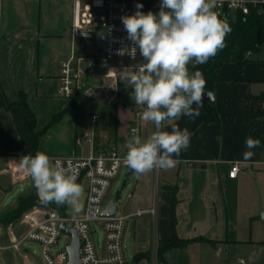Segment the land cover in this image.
Segmentation results:
<instances>
[{"label": "crops", "instance_id": "0c3cea01", "mask_svg": "<svg viewBox=\"0 0 264 264\" xmlns=\"http://www.w3.org/2000/svg\"><path fill=\"white\" fill-rule=\"evenodd\" d=\"M140 1L142 12H159V0ZM73 22L71 0L0 1V264H44L40 247L17 244L25 227L6 221L19 198L34 187L15 198L18 185L33 182L12 174L16 159L33 156L30 119L17 104L23 95L35 115L36 130L42 132L38 151L51 159L98 155L111 146L126 154L125 142L135 121L134 100L122 99L124 106L117 112L121 117L104 128L101 116L82 118L78 108L69 109L71 99L59 94L64 61L74 59L81 74L91 62L106 66L97 43L95 53L84 54L79 39L85 38L74 35ZM249 59L242 68L227 61L216 71L219 81L212 93L220 130L206 120L202 106L199 116L165 122L163 130L171 131L176 124L191 133L190 146L176 157L175 167L154 168L139 177L125 168L123 191L116 199L126 198L121 212L117 204V212L128 217L123 239L127 264H241L240 259L245 264H264V238L257 235L264 232V53ZM128 89L121 87V98ZM114 102L107 94L100 103ZM93 116H98L97 122ZM154 130L150 122L141 137ZM249 136L261 143L245 161ZM234 163L242 170L231 178ZM82 187L86 189L85 182ZM54 206L55 202L48 207ZM154 207L156 215L132 216ZM174 230L181 239L201 240L169 249L160 258V243L170 239ZM97 245L102 253V245Z\"/></svg>", "mask_w": 264, "mask_h": 264}, {"label": "clouds", "instance_id": "9594fccd", "mask_svg": "<svg viewBox=\"0 0 264 264\" xmlns=\"http://www.w3.org/2000/svg\"><path fill=\"white\" fill-rule=\"evenodd\" d=\"M223 3L224 0H162L158 13H144L143 4L138 3L133 15L121 17L133 46L121 48L116 54L127 53L135 59L139 49L144 62L127 74L130 98L143 106L140 118L155 128L142 138L134 127L125 142L123 163L137 177L154 168L175 167L179 162L176 157L190 146L187 128L181 130L176 124L171 125V131L163 128L165 122L200 114L207 82L202 71L190 73L188 65L206 64L226 47V37L233 29L227 17L222 18L216 11ZM260 143L251 136L246 138L249 150L243 153L245 161L251 159V149ZM20 163L27 169L42 204L55 202L79 210L84 189L76 182L74 168L63 166L60 160L53 162L40 151L35 156L22 157Z\"/></svg>", "mask_w": 264, "mask_h": 264}, {"label": "built area", "instance_id": "2783aa9c", "mask_svg": "<svg viewBox=\"0 0 264 264\" xmlns=\"http://www.w3.org/2000/svg\"><path fill=\"white\" fill-rule=\"evenodd\" d=\"M1 1V0H0ZM74 6L73 33L78 38H97L100 33L104 35L103 52L100 55L106 64L104 78L111 81V86L116 87L121 79L127 80V74L135 70L136 65L144 62L137 48L136 57L130 55H117V50L124 47H132L133 44L127 38V32L121 17L130 16L136 12V5L140 0H71ZM160 1V5L162 0ZM232 4L230 7L229 4ZM264 5V0H224L223 7L216 9L221 17L234 19L238 15H248L253 8ZM115 60H124L135 63L131 66L117 67L112 65ZM81 78V72L76 67L74 59H69L61 64L60 89L62 97L71 99L75 94L76 86ZM109 87V88H111ZM1 98V86H0ZM114 100V98H111ZM143 106L137 105L135 109L134 125L131 129H139L141 136L142 128L150 122L140 118ZM98 116H93V122H97ZM128 136V137H129ZM85 138L89 134L84 135ZM126 148V147H125ZM127 151V149H126ZM125 154L121 153L116 146L104 149L98 155L84 158L79 157H56L51 160H60L65 167L71 166L77 172V183L82 186L86 183V204L84 214L71 216L66 210L67 205L60 207L36 206L26 211L20 223L25 227L17 244L36 243L41 249L44 264H68L69 254L67 247L56 250L60 238L65 234L61 230L64 223L68 229L76 231L83 242L81 249V264H127L124 254V233L126 216L116 212L113 218H104V210L108 206L106 197L114 179L118 178L122 169L127 168L123 163ZM21 158L15 160L12 174L18 180L31 178L27 169L21 167ZM159 170L161 168H158ZM242 170L239 163H234L230 171V177L236 178ZM1 174V170H0ZM157 209L140 210L132 216L144 214L156 215ZM98 223L103 231L104 240L102 253L98 247L95 235L97 230L93 224ZM66 236V235H65ZM245 264L244 259H240Z\"/></svg>", "mask_w": 264, "mask_h": 264}, {"label": "trees", "instance_id": "16d2710c", "mask_svg": "<svg viewBox=\"0 0 264 264\" xmlns=\"http://www.w3.org/2000/svg\"><path fill=\"white\" fill-rule=\"evenodd\" d=\"M228 22L233 30L226 37V47L215 57L210 58L206 64L195 65V67H193L192 64L188 65L190 73H194L196 70L202 71L207 82L204 89L205 92H213L214 85L219 81L216 71L223 65V63L227 61H234L237 63L239 68H242L250 60L249 56L251 57L254 54H258L264 50V5L258 8H253L248 15H238L234 19H228ZM238 48H240L239 52L237 51ZM79 102L80 101H78V99L71 98L69 109H76ZM17 104L24 108L30 119L29 133L31 138V151L32 155L35 156L39 149L42 132H38L36 130V118L27 104L25 95H23ZM202 106L205 109L206 120L208 122L215 123L220 130L221 119L215 107L205 102H203ZM33 189L35 190L28 195H23L19 198L17 207L6 218V221L13 222L19 216L21 218L22 214L26 212L29 207L35 204L45 207L54 204V202L47 205L42 204L37 195L36 188L33 187ZM198 240H201V238L195 240L181 239L174 230V234L170 239L160 243L158 250L159 256L160 258H163V255L167 250L174 248H185ZM211 243L214 245L216 244V242Z\"/></svg>", "mask_w": 264, "mask_h": 264}, {"label": "rangeland", "instance_id": "374dc122", "mask_svg": "<svg viewBox=\"0 0 264 264\" xmlns=\"http://www.w3.org/2000/svg\"><path fill=\"white\" fill-rule=\"evenodd\" d=\"M79 43L84 47V54H93L96 52V43H97V38H92V39H79ZM264 53V50L259 52L258 54H254L251 57H258L261 56ZM135 63L130 62V61H124V60H115L112 62V65L117 66V67H122V66H131L134 65ZM88 65V64H87ZM91 65V67H90ZM89 67H87L86 71L81 74V78L76 86L75 89V94L72 97L73 99H78L79 104H78V111L82 118L84 119H90L93 113L98 114L101 116L100 119V124H104V128H107V122L112 123V125L115 124L116 117L120 116L121 114H117V112L121 111V106H124L121 100L123 101H129L132 100L130 98V93L132 91L130 85L128 84L127 80L121 79L120 80V87L119 84L115 89H113L111 85V81L107 80L104 78V73L106 71V66H101L100 64L96 62H91ZM98 65L99 68L97 67ZM112 86V87H111ZM111 87V88H109ZM121 87H129V89L123 94L122 97V90ZM60 94V93H59ZM107 94L110 96V98L116 99V102L114 104H104L100 102H105L107 100ZM61 95V94H60ZM99 101V103H97ZM61 103L62 101H58ZM126 169H122L121 174L118 178L114 179L112 182V186L109 190V193L106 197V202H111L112 200L116 199L118 195H120L123 191L122 187V182L126 173ZM33 182H29L27 184H24L23 186L18 185L17 188L15 189V198L22 192V191H27L33 187ZM22 189V190H20ZM84 191L82 196L80 197L79 200V210L77 211L74 207L68 206L66 210L68 211L69 215L71 216H81L84 214V209H85V204H86V189L83 187ZM35 189L29 191L27 194L31 193ZM37 192V190H36ZM125 201L126 198H120L118 200V212H121L122 209L125 206ZM56 207H60L61 205H57L55 203ZM38 206L37 204L29 207L26 211ZM25 213V212H24ZM23 213V214H24ZM22 214V215H23ZM22 217V216H21ZM21 221L20 216L15 219L13 222L14 224H19ZM93 227L97 230V233L95 235V240L96 243L99 245L103 244L104 240V235L103 231L98 223L93 224ZM264 227V226H263ZM264 230V229H263ZM258 236L264 238V232H261L257 234ZM69 243H71V238L68 236H62L60 238V243L56 247V250L65 248ZM31 248H34L36 250H39V245L36 243H31L30 244ZM41 251V249H40Z\"/></svg>", "mask_w": 264, "mask_h": 264}, {"label": "water", "instance_id": "95a60500", "mask_svg": "<svg viewBox=\"0 0 264 264\" xmlns=\"http://www.w3.org/2000/svg\"><path fill=\"white\" fill-rule=\"evenodd\" d=\"M103 43L104 35L103 33H100L97 39L98 54H102L103 52ZM237 51L239 52L240 48H238ZM204 101L213 105L215 103L214 94L212 92H205ZM117 204V199L112 200L104 210L102 216L104 218H113L117 212ZM262 220L264 221V215L262 216ZM61 230L66 236L71 238V243L67 247V252L69 254L68 264H81V249L83 246L81 238L76 231L68 229L64 223L61 225Z\"/></svg>", "mask_w": 264, "mask_h": 264}]
</instances>
